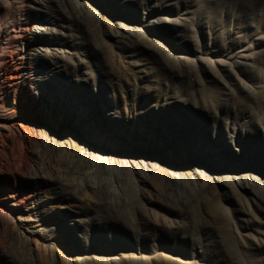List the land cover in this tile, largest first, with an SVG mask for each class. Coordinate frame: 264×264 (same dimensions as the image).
I'll list each match as a JSON object with an SVG mask.
<instances>
[{
    "label": "rangeland",
    "instance_id": "374dc122",
    "mask_svg": "<svg viewBox=\"0 0 264 264\" xmlns=\"http://www.w3.org/2000/svg\"><path fill=\"white\" fill-rule=\"evenodd\" d=\"M88 1L91 6L79 18L66 5L49 11L51 21L68 26L61 29L47 24L55 29H48L53 36L67 41L58 45L62 54L58 64L67 61L69 67L48 71L49 82L45 89H38L42 94H36L35 84L25 80L18 84L20 102L15 103L12 91L8 102L0 105V264H264V202L258 209V199L251 192L235 187L238 179L235 186L229 183L210 189L208 179L217 171L186 153V141L193 139L200 152L201 147L206 151L210 145L216 146L218 136V144L228 152L219 156V161L240 169L221 171H245L255 176L248 179V185L264 201V0ZM27 15L30 17L26 11ZM134 17L148 22L142 30L159 32L158 41L138 39L135 34L116 37L115 30L124 32L118 20L133 28L139 26L131 20ZM30 31H25L27 43L32 40ZM29 52L25 44V61L23 58L21 65L11 66L14 75L29 70ZM45 66L53 68L48 60ZM78 83L82 97L68 95L69 85ZM49 87L58 88L55 97L64 103L60 107L72 110L73 116L80 118V126L86 123L85 118H100L111 107L113 117L102 127L115 129L119 137L123 134L122 141L111 139L100 125L91 128L94 139L122 145L134 139L167 158L175 157L171 153L180 146L185 156L170 164L178 182L169 179L161 167V171L156 169L152 186L138 185L127 160L140 156L136 150L114 152V158H105L106 162L94 158L89 161L88 179L106 185L103 205H98L104 210H93L94 192L80 190L84 181L74 176L63 183L81 194L66 203L69 208L57 209L64 213L66 225L56 231L49 228L50 212L44 207L57 200L50 180L54 169L65 159L81 163L86 158L78 150L71 156L65 148L50 153L48 139L63 142L66 138L51 127L56 109L46 96ZM152 87L156 90L147 92ZM181 95L194 103L177 100ZM115 96L120 112L114 106ZM88 106L97 108V113L86 116ZM178 115L187 121L186 126L176 125ZM148 119L162 122L164 131L147 124ZM74 132L84 137L83 132ZM48 154L51 163L45 159ZM142 154L150 156L145 151ZM201 157L207 164L219 162L204 153ZM36 160L44 163L45 173L37 169ZM191 160L195 164H190ZM101 163L105 170L97 168ZM247 163L253 168L246 169ZM194 167L201 174L191 173ZM42 181H46V196L41 195ZM77 204L87 210L81 217L91 218L87 228L73 224L70 209L79 210ZM21 217L27 220L21 221ZM160 237H169V243L161 245ZM144 247L155 251L157 262H144L137 252Z\"/></svg>",
    "mask_w": 264,
    "mask_h": 264
},
{
    "label": "bare ground",
    "instance_id": "6f19581e",
    "mask_svg": "<svg viewBox=\"0 0 264 264\" xmlns=\"http://www.w3.org/2000/svg\"><path fill=\"white\" fill-rule=\"evenodd\" d=\"M63 5L68 6L70 11L72 13H74L76 18L81 17L80 16L81 12H83L84 9H88L91 6V4L88 0H0V94L2 95V101H1L2 103H0L1 106L4 105V103L8 102L12 91L14 92L13 99H14L15 103L20 102V97L18 94L19 90H20L18 87L19 83H23V82H25V80H30L31 83L35 84V87L33 88V89H36L35 93L36 94H38V93L42 94V92H40V90H38V89L39 88L43 89L46 86V84L49 82V80H48L49 74L47 72L51 71V70H54V72H59V70L56 71L54 68H60L61 66L63 68L69 67V65L67 64V61H66V63L64 62L62 64H58V62H59L58 59L60 58V55H62V54H59L60 51H58L59 50L58 45L68 44L67 41L62 40L58 36H53L48 31V29H50V30H55V29L53 27L47 26V24L53 23L54 26H60L61 29L68 28L67 25H63V23H61L60 21H51L49 19V17H51V16L53 17L52 13L49 12L50 8H52V7L60 8ZM41 7H44L46 10H42ZM26 11L30 15V17L28 15L26 16ZM42 13H44V14H42ZM131 20L134 21V24L139 23V26L137 24L134 25L135 30H133L134 27L130 28V26L128 24L124 23L121 20H118L119 26L122 27V31H124V32L119 31V29L115 30L116 37H125L126 36V38H128L127 37L128 35L135 34V37L138 39L144 38V39L150 40L153 38L154 40L158 41L159 35H160L159 32H155V31L151 30L150 28H148V32H147V29H146V31L142 30L141 27H143V25H147L148 22L145 23V22L141 21V18H135V17L132 18ZM40 23H42V24H40ZM28 29H31L30 33L32 34V36H31L32 40L29 43H27L24 40L25 31H27ZM57 33H59V31ZM125 33H127V34H125ZM25 44H28V47L30 49L29 57H28V60H29L28 61V63H29L28 68H29V70H21L20 76H16L13 74L14 69H12L11 66L13 64L18 65V66L21 65L23 58L25 61V57L22 54V49H23V46H25ZM226 53H231V51H227ZM15 55H16V58H15ZM47 60L49 62H51V65H53V68L48 69L47 66H45ZM68 63H69V61H68ZM149 65H146V67L151 69V67ZM63 68H61V69H63ZM67 83L68 82H66V84H65L66 86H67ZM93 83H95V82H93ZM164 84H165V82H164ZM66 86H64V89L66 88ZM68 88H70L69 89L70 93L69 92L67 93L68 95L74 96L76 94V96L78 95V97H82L81 96V89H80L81 85L79 83L76 85V87L69 85ZM176 88H177V86H176ZM48 89H50V87ZM57 89L58 88H56V89L54 88L53 90L50 89L51 94H48L50 92H48L46 94V96H48V99L50 100V102H52L54 105L53 109H56L55 110L56 111L55 112L56 117L53 121L54 123L51 124V127L57 133H60V134L62 133L61 135H63L66 138V140H64L63 142H60V141L55 140L54 137H51L50 139H48L47 143L49 145L50 153H51V150H53V149L54 150H60L62 148H65V150L67 152H69L68 154L69 155L71 154V156H72V153L75 155V151L78 150V152L82 153L84 155V157H86V158H84V160L81 163H78L77 160H74V159H71V160L65 159L64 161H62V164L60 166L58 165V167L54 169L55 175L50 174V175H52L50 177V180H51V184L53 186L52 189H54L53 195H54V198H56L57 200L55 201V199H54V200L50 201L49 206L44 207L45 210L50 212V216L48 217V219H50L49 223H51V224H48L49 228H51L53 230L55 229V231H56L57 229H60L62 226L66 225L64 223V221H65L64 220V216H65L64 213L61 210H57V209L69 208L68 206H66V203L74 202L75 199H77L81 194L80 193L78 196V192H76L75 187H72L71 184H68V185L64 184L63 183L64 180H69L74 176L75 177L77 176L78 178L82 179L84 181V183L82 184L80 190H83L84 188H90L91 191L94 192V194H95V201H94L95 204L92 205L93 210H95L96 207L98 210V207L99 206L101 207V205H103V204H101V201L103 200V198L105 196L104 191H106V189H105L106 185L104 186V184H100V183L94 184V182H93L94 180H92V182H91L88 179V175L90 174L89 170L91 169V168L89 169V161L94 160V158L98 159V161H102L105 158H109V159H110V157L114 158V156H113L114 152L136 150L140 153V156H138V157L129 156V159L127 158V160H128V163L132 166L131 168H133V171L137 176L136 182L138 185L150 184L152 186L154 183V179L156 178V173H157V171H161V169H162L161 167H164L165 171L168 172L167 175H169L168 176L169 179H171L172 181L178 182L177 177L175 178L176 169L172 168V165H170V164L171 163L173 164L175 161H177L180 158L182 159L183 156H185L181 152V151H183V149H181L180 146L174 148L175 152L171 153V154H174L175 157H171L172 158L171 159L170 157L167 158L163 155L162 156L161 155H159V156L155 155L158 152H157V150L154 149V147L152 148V146H149L146 144H141V143L135 141L134 139H128L127 140L128 142L126 145H122L121 142L116 143V144H112V141H110V140L101 141L102 139L101 140L94 139L93 138V134H94L93 132H95V131H93V129H91V128L96 127L97 125H100V127L103 128L102 125L106 124L105 121L112 119L113 113L111 111V107H107V104L104 103V107H107L106 112L100 114L99 115L100 118H97L98 116H95L92 119H88L89 121H87V119L85 118L86 123H84L82 126H80L79 125L81 123V122H79L80 118L75 117V115L73 116L72 110H67L66 108H63L64 106L60 107L61 103H62V105H64V103L62 102L61 99H56L55 95L59 93L58 92L59 90H57ZM112 89H114V88H112ZM177 89L175 91H177ZM55 90H57V92ZM154 90H156L155 87H152L151 89H147V92L151 93ZM163 90H164V88H163ZM134 91H132V93ZM124 92H125V90H124ZM138 92H140V91L138 90ZM176 94L179 95L180 93L177 92ZM182 94H183V92H182ZM140 95H141V93H140ZM154 97H156V99H157L156 94ZM178 97H177V100H180V101L184 102L185 104L189 105V104L194 103V102L192 103L193 99H191V98H182V95H181V97H179L182 99H179ZM115 98H116V96H115ZM114 100H115L114 106L116 107L115 109H118V112H120L119 111L120 107L118 105L117 98ZM42 101H43V97H42ZM44 101H45V99H44ZM124 101H125V98H124ZM43 103H45V102H43ZM198 103H200V102H198ZM126 105L124 104V109L126 108ZM155 105H156V102L154 104H152L151 106L154 107ZM204 105L205 104H203V106ZM87 109H88V113L86 116H88L89 114L95 115V113H97V108H93L91 106H88ZM79 110H80V108H79ZM114 112H117V111H114ZM114 116H117V115L115 114ZM154 120L155 119H152V120L148 119V120H146V123L150 124V126H152V127L154 125L158 131L163 132L164 129L161 127L162 122H156ZM155 123H157V125H155ZM198 123H199V121H198ZM88 124L91 126L86 128V126H88ZM177 124L186 126L187 121L184 120V117L178 115L176 125ZM215 124H216V122H215ZM227 124H228V121H227ZM199 127L203 131V128L201 126H199ZM72 129H75L78 132L79 131L83 132L84 133L83 138H86V140L84 141L83 138H80L79 136H77V134H75V132H74L75 130H72ZM97 129L95 128V130H97ZM103 131L108 132L112 136V137H110L111 139H114V140L118 139V140L122 141L123 134L121 135V137L117 136V133L115 134V132H116L115 129L111 130L110 128L109 129L103 128ZM52 134L54 136V133H52ZM164 134H165V137H167L168 131H166V133H164ZM2 135H4V134H2ZM2 135H1V141L3 140ZM217 139H218V136L215 137V142L217 143L216 146L210 145V147L207 148L206 151H204L203 150L204 148L201 147L200 152H199V149H197L195 147V145H193V139H191V141H188V142L186 141V143H187L186 144V147H187L186 153L187 152L190 153L189 155H190L191 159H196L199 162L204 163V164H202L204 167L214 168L217 171L218 174L213 176L214 178L208 179V185L207 186L210 189H213V188L217 189V187H219V185L225 186V185H228L229 183L232 186H235L233 184V182H234V180L238 179L237 185L235 187L238 190L243 189L245 191L251 192L254 195L253 197L258 199L256 202V207L259 209L261 207L260 206L261 202H264L262 200L263 198L261 195H257L258 192L256 193L255 192L256 190L253 189V186L248 185V182H247L248 179L250 180V179L254 178L255 176L253 177V175H250V174L246 173L245 171L236 172L235 174L230 173V172L229 173H223L221 171L223 169L236 171L239 168L232 166V165H226V163L219 161V156L225 157V154L227 155L228 152L224 146H222L221 144H218ZM86 141L88 142V144H86L87 143ZM197 150H198V152H197ZM143 151L147 152L150 156H148V158L147 157L145 158V156L142 154ZM104 152H107V153L104 154ZM202 153H204L205 156L210 157V158L216 157V161H219V162H215V164H213V163L207 164V162L206 163L203 162V160L201 159ZM69 155H67V156H69ZM257 156L258 157L260 156L259 152H258ZM51 157H52V155L49 156V154H48L47 157L45 158L48 163L52 162L50 159ZM122 159L124 160V158H122ZM112 161H111V163H112ZM116 161H117V159H116ZM35 162L37 164V169L44 172V169H45L44 163L41 161H37V160ZM94 162L95 161H93L92 163H94ZM104 162H106V161L104 160ZM96 163H94V164H96ZM191 163L195 164L192 160L190 161V164ZM94 164H93V166H95ZM52 166H54V165H52ZM103 167L104 166L102 165V163H101V165L97 166V168L105 170ZM106 167H107V165H106ZM47 168L49 169V166ZM50 168H51V166H50ZM252 168L253 167H251L250 164L247 163L246 169H252ZM100 169H97L98 172ZM156 169H157V171H156ZM107 170H108V168H107ZM46 171H47V169H46ZM49 171H51V170H49ZM191 173H193L194 175L201 174L200 171H198V168H196V167L193 168ZM132 174H133V172H132ZM34 175H36V172L34 173ZM100 181H102V180H100ZM114 182H115V180H114ZM156 182L157 181H155V183ZM79 183H80V181H79ZM108 183H107V185H108ZM75 184H78V183H75ZM177 184H179V183H177ZM57 186H59V187H57ZM40 187H41V195L46 196V194L48 193V189L46 187V181H42ZM77 187L79 188V186H77ZM82 187H83V189H82ZM56 188H59V190H57ZM92 189H94V190H92ZM139 189H141L140 186H139ZM109 192H110V190H109ZM142 196H143V194H142ZM144 196H146V195H144ZM35 199L36 200L38 199L37 196L34 197L32 202L36 203ZM99 204H101V205H99ZM78 206H79V208H78ZM77 208L79 210L70 209V211L73 212V215H71V216H74V218H73L74 226H76L78 228L89 227L90 223H91V218L85 219V218L81 217V215H83L85 213V211H87L86 207H83V206H80L79 204H77ZM102 208H100V209H102ZM103 210H104V208H103ZM99 213L100 212H98L97 214L99 215ZM20 220L22 221V220H27V219H25V217H21ZM100 221H101V219H100ZM131 227H129V228H131ZM24 229L26 231L28 230L27 228H24ZM37 231H38V229L30 231V232L34 233ZM132 231H133V227H132ZM224 238L226 240H229L228 234L224 233ZM159 242L161 245L165 246L169 243V237H162V238L160 237ZM175 243H177V242L175 241ZM142 251H144V252H142ZM137 252L141 255L144 262H147L149 260L157 262L158 258H157L155 251L151 250L149 247H146V248L144 247L143 250L137 249ZM160 260H161V258H160Z\"/></svg>",
    "mask_w": 264,
    "mask_h": 264
}]
</instances>
